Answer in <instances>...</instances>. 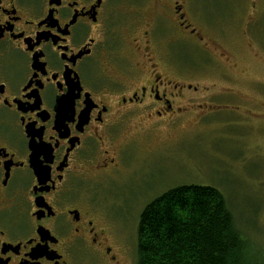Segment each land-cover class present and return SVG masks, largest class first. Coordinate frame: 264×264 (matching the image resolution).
<instances>
[{
    "label": "flooded vegetation",
    "instance_id": "af4514ba",
    "mask_svg": "<svg viewBox=\"0 0 264 264\" xmlns=\"http://www.w3.org/2000/svg\"><path fill=\"white\" fill-rule=\"evenodd\" d=\"M205 1L0 0V264H120L94 180L120 171L127 124L182 113L172 57L214 45Z\"/></svg>",
    "mask_w": 264,
    "mask_h": 264
},
{
    "label": "rangeland",
    "instance_id": "374dc122",
    "mask_svg": "<svg viewBox=\"0 0 264 264\" xmlns=\"http://www.w3.org/2000/svg\"><path fill=\"white\" fill-rule=\"evenodd\" d=\"M247 5L205 1L202 29L214 45L176 47L179 68L169 72L190 101L182 98L170 125L127 124L120 171L94 180L107 202L110 237L121 245L120 264L138 262L141 212L178 185L217 188L264 264V11Z\"/></svg>",
    "mask_w": 264,
    "mask_h": 264
},
{
    "label": "trees",
    "instance_id": "16d2710c",
    "mask_svg": "<svg viewBox=\"0 0 264 264\" xmlns=\"http://www.w3.org/2000/svg\"><path fill=\"white\" fill-rule=\"evenodd\" d=\"M137 237V264H263L211 186L167 189L141 212Z\"/></svg>",
    "mask_w": 264,
    "mask_h": 264
}]
</instances>
